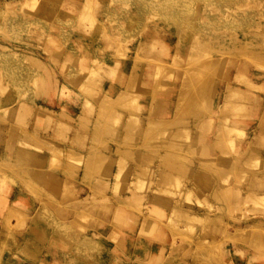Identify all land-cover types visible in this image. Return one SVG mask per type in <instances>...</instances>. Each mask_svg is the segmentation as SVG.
I'll return each mask as SVG.
<instances>
[{
    "label": "rangeland",
    "instance_id": "obj_1",
    "mask_svg": "<svg viewBox=\"0 0 264 264\" xmlns=\"http://www.w3.org/2000/svg\"><path fill=\"white\" fill-rule=\"evenodd\" d=\"M30 1L0 0V264H264V0Z\"/></svg>",
    "mask_w": 264,
    "mask_h": 264
},
{
    "label": "bare ground",
    "instance_id": "obj_2",
    "mask_svg": "<svg viewBox=\"0 0 264 264\" xmlns=\"http://www.w3.org/2000/svg\"><path fill=\"white\" fill-rule=\"evenodd\" d=\"M32 1H33V0H32ZM32 1H30V3L28 4V5H29V8H30L29 10H28V7H27L28 5L26 6V10H28L29 12H31L30 10H31L32 6H31L30 4L32 3ZM53 1H54V0H53ZM92 1H93V2H94V1L97 2V0H84L83 5H84L86 8H83V7H82V8H83L84 10L88 9V11H90L89 9H91V8H89V6L92 5L91 7L93 8V2H92ZM91 2H92V4H91ZM96 2H95V3H96ZM95 3H94V4H95ZM90 4H91V5H90ZM23 7H24V5H23ZM94 7H95V6H94ZM96 7H98L97 4H96ZM32 9H33V8H32ZM45 9H46V8H45ZM83 9H82V10H83ZM93 9H94V8H93ZM93 9H92V10H93ZM94 10H95V9H94ZM92 12H93V11H92ZM31 13H32V12H31ZM87 13H88V12H87ZM87 13H84V15L82 14V16H81V17H82V21H85V23H86V24L84 23V25H83L84 29H85V27L88 26V25H89L88 28L90 27L91 24H88V23H90V21L92 20V19H91L92 16H91V17L88 16L89 14H87ZM93 13H94V12H93ZM28 14H29V13H28ZM91 14H92V13H90V15H91ZM94 14H95V13H94ZM94 14H93V15H94ZM93 17H94V16H93ZM80 21H81V19H80ZM82 21H81V22H82ZM79 23H80V22H79ZM87 24H88V25H87ZM81 25H82V24H81ZM77 26H78V25H77ZM77 26H76V27H77ZM79 27H81V26L79 25ZM79 27H78V29H79ZM84 29H83V30H84ZM52 30H53V29H52ZM56 31H57V30H56ZM84 31H85V30H84ZM57 33H58V32H57ZM44 176H45L44 179L48 178V175H44ZM49 178H50V176H49ZM46 180H47V179H46ZM51 182H52L53 184L55 183V181H54L53 179H52V181L49 179V185H48V186L46 185V186L49 187V188H51V186L53 185ZM53 187H54V186H53ZM53 187H52V188H53Z\"/></svg>",
    "mask_w": 264,
    "mask_h": 264
}]
</instances>
